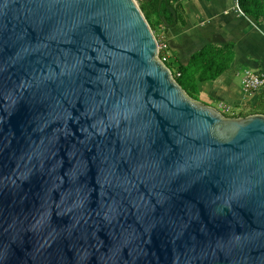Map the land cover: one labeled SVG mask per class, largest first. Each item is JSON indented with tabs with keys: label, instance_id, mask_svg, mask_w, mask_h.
<instances>
[{
	"label": "water",
	"instance_id": "water-1",
	"mask_svg": "<svg viewBox=\"0 0 264 264\" xmlns=\"http://www.w3.org/2000/svg\"><path fill=\"white\" fill-rule=\"evenodd\" d=\"M0 264H264V115L189 98L135 0H0Z\"/></svg>",
	"mask_w": 264,
	"mask_h": 264
},
{
	"label": "crops",
	"instance_id": "crops-1",
	"mask_svg": "<svg viewBox=\"0 0 264 264\" xmlns=\"http://www.w3.org/2000/svg\"><path fill=\"white\" fill-rule=\"evenodd\" d=\"M183 20L167 32L162 29L168 62L176 66L205 45L233 44L235 60L231 68L212 82H199L198 102L217 109L224 115L251 102L241 78L246 70L264 71V18L239 14L235 0H177ZM185 64H182L183 66ZM238 81V85H237ZM239 94H238V93Z\"/></svg>",
	"mask_w": 264,
	"mask_h": 264
},
{
	"label": "trees",
	"instance_id": "trees-1",
	"mask_svg": "<svg viewBox=\"0 0 264 264\" xmlns=\"http://www.w3.org/2000/svg\"><path fill=\"white\" fill-rule=\"evenodd\" d=\"M240 8L247 16L254 18L257 22L264 18V0H238ZM150 13L155 18V24L164 32L177 26L183 20L177 0H147ZM147 23L148 19L144 16ZM151 30L152 27L149 24ZM235 60L233 44L223 46L215 43L205 45L194 53L186 65H179L176 71H172L168 62L167 68L172 71L173 77L185 94L192 100H197L198 83L212 82L228 71ZM179 74V76H177ZM264 115L255 113L253 115ZM250 115L237 116L245 118ZM234 118V117H229Z\"/></svg>",
	"mask_w": 264,
	"mask_h": 264
},
{
	"label": "rangeland",
	"instance_id": "rangeland-1",
	"mask_svg": "<svg viewBox=\"0 0 264 264\" xmlns=\"http://www.w3.org/2000/svg\"><path fill=\"white\" fill-rule=\"evenodd\" d=\"M135 2L138 5V7L140 8L142 14L147 17L148 22L152 27V32H153V35H154L155 40L157 42L159 57H166L169 60L170 56L167 54L166 48H164V46L166 45L165 39L161 38L162 30L160 27H158L155 24V18L150 13V9L148 7L147 0H135ZM185 63H186V61H182V62L178 63L176 66H174V65H172V62L169 61L167 65L170 66V69L172 71H174V70L176 71L177 66L185 64ZM237 85H238V81H237ZM250 96L252 97V100H251V102H248V104L246 106L239 108V110H234L233 112H231L229 114L227 112H225L226 113L225 115L222 113V115L225 117H228V118L229 117L236 118L237 116L253 115L255 113L264 114V88L253 93V95H250ZM240 118H242V117H240Z\"/></svg>",
	"mask_w": 264,
	"mask_h": 264
},
{
	"label": "built area",
	"instance_id": "built-area-1",
	"mask_svg": "<svg viewBox=\"0 0 264 264\" xmlns=\"http://www.w3.org/2000/svg\"><path fill=\"white\" fill-rule=\"evenodd\" d=\"M235 8L239 14H243L242 10L240 9L238 0H235ZM164 48H166V46H164ZM159 59L164 64L168 62L166 57H159ZM177 76H179V74H177ZM172 77H173V74H172ZM241 86L245 94H253L263 89L264 88V71L246 70L241 78Z\"/></svg>",
	"mask_w": 264,
	"mask_h": 264
}]
</instances>
